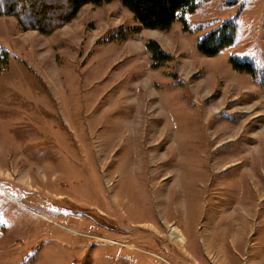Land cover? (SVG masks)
<instances>
[{"label":"rangeland","instance_id":"1","mask_svg":"<svg viewBox=\"0 0 264 264\" xmlns=\"http://www.w3.org/2000/svg\"><path fill=\"white\" fill-rule=\"evenodd\" d=\"M19 15H0V264H264V0H196L168 30L118 0L50 33Z\"/></svg>","mask_w":264,"mask_h":264},{"label":"trees","instance_id":"2","mask_svg":"<svg viewBox=\"0 0 264 264\" xmlns=\"http://www.w3.org/2000/svg\"><path fill=\"white\" fill-rule=\"evenodd\" d=\"M116 0H63L66 6V11H61L60 3L48 4L46 0H0V15H14L18 16L20 13L17 11L21 7V16L27 17L31 15L35 18L36 23H30L28 28L25 29H38L44 33H50L62 23L71 22L78 12L86 5L93 4L101 6L106 3H111ZM121 4L134 14L136 19L147 29L168 30L179 18V14L183 12H193L196 8V0H118ZM40 5L39 11L36 9ZM31 10L29 12V8ZM19 14H18V13ZM54 13L48 22V14ZM57 25L55 26L56 22ZM29 23V22H28ZM233 28L230 24L222 26L221 29L212 32L208 35L199 45V51L207 56H215L225 46L233 43V37L224 35ZM149 49L155 50V58L159 61H168L171 59L170 55L164 54L156 44L153 42L148 44ZM234 66L242 71L245 67L239 66L235 61ZM8 66V53L5 50H0V72ZM251 73L250 70H247Z\"/></svg>","mask_w":264,"mask_h":264},{"label":"bare ground","instance_id":"3","mask_svg":"<svg viewBox=\"0 0 264 264\" xmlns=\"http://www.w3.org/2000/svg\"><path fill=\"white\" fill-rule=\"evenodd\" d=\"M180 231L178 229H172L170 231L171 240L178 245H181L185 240L184 235Z\"/></svg>","mask_w":264,"mask_h":264}]
</instances>
